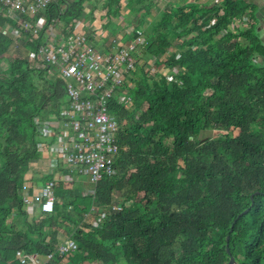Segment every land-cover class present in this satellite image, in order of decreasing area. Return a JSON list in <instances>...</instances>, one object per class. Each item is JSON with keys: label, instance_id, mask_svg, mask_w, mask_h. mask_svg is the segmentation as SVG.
Returning a JSON list of instances; mask_svg holds the SVG:
<instances>
[{"label": "trees", "instance_id": "obj_1", "mask_svg": "<svg viewBox=\"0 0 264 264\" xmlns=\"http://www.w3.org/2000/svg\"><path fill=\"white\" fill-rule=\"evenodd\" d=\"M86 1L105 11L112 30L126 8L131 28L120 42L134 39L136 28L144 35L125 76L132 85H123L133 106L108 102L120 123L118 170L85 193L56 180L53 211L29 216L19 188L41 155L33 118L56 115L67 96L52 66L32 67L24 55L41 38L30 41L21 30L19 40L15 23L0 15V264H19L17 249L54 251L46 264L64 257L67 264H227L229 253L234 264H264V37L256 5L57 0L41 15L75 23ZM162 54L157 71L146 72L148 59ZM209 129L216 134L203 136ZM117 197L122 208L113 211ZM95 203L106 215L96 227L88 221ZM59 230L77 251H55Z\"/></svg>", "mask_w": 264, "mask_h": 264}, {"label": "built area", "instance_id": "obj_2", "mask_svg": "<svg viewBox=\"0 0 264 264\" xmlns=\"http://www.w3.org/2000/svg\"><path fill=\"white\" fill-rule=\"evenodd\" d=\"M54 1L57 0H0V15L15 23L10 31L19 40L21 30L31 34L30 41L37 36L41 38L34 50L27 51L26 59L35 68L52 66L65 83L67 102L61 104L57 115L49 119L39 116L33 118L40 136L48 140H40L38 149L56 152L50 165L52 175L64 168L70 173L78 172L87 176L89 182L95 184L104 175H114L118 170L115 159L120 123L110 112L108 102L115 98L128 108L121 93L126 90L123 86L125 83L132 85L125 76L136 66L135 54L139 53L143 43V30L141 27L136 28L134 39L124 43L113 40L105 50L97 49L92 45L90 34L77 30L80 20L62 24L59 19L51 18L48 21L41 15ZM220 1L214 0L217 6ZM122 3L125 6L126 2ZM126 13L123 7L117 16L120 23L126 22ZM214 21L215 16L211 18V23ZM242 21L246 25L247 16ZM7 31L4 28V32ZM164 56L150 57L144 66L145 71H157L156 62ZM140 112L141 108L136 115ZM55 179L58 178L47 179L33 188L27 179H23L19 195L29 216L53 211L56 201ZM99 208V205L93 204L92 215L88 216L89 223L94 227L106 218ZM121 208L122 201L118 199L109 209L119 211ZM77 250V243L69 236L55 246L60 256ZM54 253L39 254L17 249L15 258L19 264H46Z\"/></svg>", "mask_w": 264, "mask_h": 264}, {"label": "crops", "instance_id": "obj_3", "mask_svg": "<svg viewBox=\"0 0 264 264\" xmlns=\"http://www.w3.org/2000/svg\"><path fill=\"white\" fill-rule=\"evenodd\" d=\"M190 1L193 0H158L157 6L159 9H162L165 6H167L169 3H172V5H183ZM213 1L214 0H196V2L201 5L210 4ZM247 1L252 2L256 5L257 17L260 19L261 26L263 27L264 0H247ZM84 6H85L84 13L88 15L87 17L85 15L84 16L82 15L79 24L82 25L83 32H87L88 34H90V38L93 41V43L104 44L107 47L108 43H110L113 40H122L124 38V33L131 28L128 25L127 19L126 22L123 23L124 25H120L118 24L119 23L118 17H115L112 20L113 22L112 27L116 28L117 31L113 32L111 28L105 27L107 22V17L105 16L104 10H102L101 8H93L92 3L89 1H86ZM41 141L46 142L48 140L43 139ZM55 153L56 152L54 151L43 150L40 153L41 154L40 158L34 162H31L29 169L26 172L25 179L28 180V183L30 184V186H32V188L36 184H40L43 181L47 180L45 178L46 174H52L50 165L54 159ZM64 170H65L64 168L63 169L61 168L60 171L56 175H54L55 178L72 181V177L69 174L64 173ZM81 193H85V192L81 191ZM68 236L69 234H67L65 238H61L59 231L57 235V243L65 241ZM67 262H68V258L64 257L61 261V264H67ZM93 264H99V263L93 261Z\"/></svg>", "mask_w": 264, "mask_h": 264}, {"label": "rangeland", "instance_id": "obj_4", "mask_svg": "<svg viewBox=\"0 0 264 264\" xmlns=\"http://www.w3.org/2000/svg\"><path fill=\"white\" fill-rule=\"evenodd\" d=\"M86 16L87 17V15L88 14H86V13H84L83 14V16ZM62 24H63V21H62ZM80 25V24H79ZM79 25H78V28H77V30L79 31V32H83L82 30H83V27H82V25H80V27H79ZM115 31H117L116 29L115 30H113V32H115ZM258 33H260V34H262V37H264V26H263V28L261 29V30H258ZM101 43H103V42H101ZM22 44V42H17V43H15L14 45V48H13V52H15V50H17L18 49V46H20ZM92 45L95 47V48H100V49H102V50H105L107 47L104 45V44H96V43H93V41H92ZM27 54V53H26ZM26 54H24V55H26ZM160 71H162L164 74H168V70L167 69H160ZM171 78V77H170ZM121 96L123 97V102H127V105H128V108H131L132 106H133V102H131L130 100H131V95H130V93L128 92V89L127 90H125L123 93H121ZM57 115V114H56ZM56 115H54V114H49V115H47L48 117V119L49 118H53V117H55ZM216 134V130H214V129H209V130H207V131H205L202 135L203 136H207V135H210V136H214ZM40 139L41 140H43V139H46L47 140V138H43L42 136H40ZM49 140H54V139H51V138H49ZM64 173H66V174H70V176L72 177V181H70V182H72L73 183V185H74V187H75V191H76V193H79V192H88L89 190H90V188L92 187V183L91 182H89V179H88V177L87 176H85V175H82V174H80V173H78V172H73V173H70L68 170H64ZM51 178H55V176L54 175H51ZM56 180H58V179H55V181ZM71 180V179H70ZM126 189L127 188H125V189H122L123 190V192L124 191H126ZM118 199H120L119 197H117V200ZM122 199V198H121ZM120 199V200H121ZM135 214H137V212H135ZM60 231V236H61V238H65L66 237V235L68 234V232H66V231H63V230H59ZM235 252L237 253V254H241V250L239 249V248H236L235 249Z\"/></svg>", "mask_w": 264, "mask_h": 264}, {"label": "water", "instance_id": "obj_5", "mask_svg": "<svg viewBox=\"0 0 264 264\" xmlns=\"http://www.w3.org/2000/svg\"><path fill=\"white\" fill-rule=\"evenodd\" d=\"M246 211L247 210H244L242 213H245ZM227 239H228V237H227ZM226 250H227V252H229V249L227 246H226ZM234 263H235L234 256L229 253V260H228L227 264H234Z\"/></svg>", "mask_w": 264, "mask_h": 264}]
</instances>
